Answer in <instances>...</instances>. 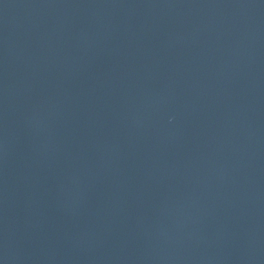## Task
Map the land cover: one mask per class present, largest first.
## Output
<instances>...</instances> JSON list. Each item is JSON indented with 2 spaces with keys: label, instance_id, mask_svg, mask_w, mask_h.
Masks as SVG:
<instances>
[{
  "label": "water",
  "instance_id": "obj_1",
  "mask_svg": "<svg viewBox=\"0 0 264 264\" xmlns=\"http://www.w3.org/2000/svg\"><path fill=\"white\" fill-rule=\"evenodd\" d=\"M109 264H264V67Z\"/></svg>",
  "mask_w": 264,
  "mask_h": 264
}]
</instances>
